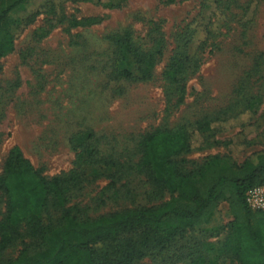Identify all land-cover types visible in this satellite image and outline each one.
<instances>
[{"label": "rangeland", "instance_id": "rangeland-1", "mask_svg": "<svg viewBox=\"0 0 264 264\" xmlns=\"http://www.w3.org/2000/svg\"><path fill=\"white\" fill-rule=\"evenodd\" d=\"M9 16L13 49L0 58V173L14 145L46 177L75 170L70 202L92 218L169 199L135 169L140 137L157 127L191 131L204 116L221 119L188 140L191 149L181 155L188 170L214 156L234 167L264 152V0H28ZM188 24L210 46L181 104L166 109L163 73ZM121 39L154 56L150 78H137L132 64L133 77L116 75L115 59L127 51ZM92 147L102 163L90 159ZM231 220L220 203L167 255L178 257L188 239L216 246ZM22 246L18 239L0 259ZM153 257L134 264H160Z\"/></svg>", "mask_w": 264, "mask_h": 264}, {"label": "trees", "instance_id": "trees-1", "mask_svg": "<svg viewBox=\"0 0 264 264\" xmlns=\"http://www.w3.org/2000/svg\"><path fill=\"white\" fill-rule=\"evenodd\" d=\"M27 1L0 0V58L13 49L10 12ZM182 30L181 44L163 73L166 109L173 102L181 104L187 80L199 69L204 47L210 46L205 40H195V29L189 24ZM202 31L210 34L206 26ZM120 42L127 51L115 59L116 75L133 77L132 64L139 70L137 78H150L154 56L136 51L129 39ZM211 118L204 116L191 131L178 125L157 127L140 137L135 169L156 189L169 191V199L157 206L92 218L70 202L80 177L77 171L46 177L18 146H12L0 173V255L18 239L23 246L14 258L0 259V264H134L146 254L161 260L160 264H173L174 260L222 264L225 259L234 264H264V209L252 210L245 198L250 188L264 185V152L250 155L234 167L221 166L214 156L194 170H188L181 157L191 149L188 140L194 132L204 134L212 129L211 122L221 120ZM95 153L92 147L90 159L102 163L105 157L95 158ZM222 202L227 203L232 220L221 242L196 247L197 242L189 244L188 239L179 245L178 257L167 255L188 230L207 222ZM129 234L137 237H123Z\"/></svg>", "mask_w": 264, "mask_h": 264}, {"label": "built area", "instance_id": "built-area-1", "mask_svg": "<svg viewBox=\"0 0 264 264\" xmlns=\"http://www.w3.org/2000/svg\"><path fill=\"white\" fill-rule=\"evenodd\" d=\"M248 206L252 210L264 209V186L250 188L245 195Z\"/></svg>", "mask_w": 264, "mask_h": 264}]
</instances>
